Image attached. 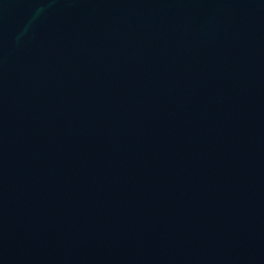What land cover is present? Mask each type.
I'll use <instances>...</instances> for the list:
<instances>
[{
  "label": "water",
  "instance_id": "1",
  "mask_svg": "<svg viewBox=\"0 0 264 264\" xmlns=\"http://www.w3.org/2000/svg\"><path fill=\"white\" fill-rule=\"evenodd\" d=\"M0 264H264V0H0Z\"/></svg>",
  "mask_w": 264,
  "mask_h": 264
}]
</instances>
